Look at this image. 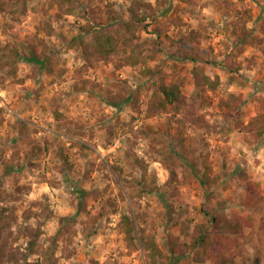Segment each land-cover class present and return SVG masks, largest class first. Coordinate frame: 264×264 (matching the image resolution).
I'll return each instance as SVG.
<instances>
[{
    "label": "rangeland",
    "instance_id": "374dc122",
    "mask_svg": "<svg viewBox=\"0 0 264 264\" xmlns=\"http://www.w3.org/2000/svg\"><path fill=\"white\" fill-rule=\"evenodd\" d=\"M0 47L45 60L0 63V264H153L141 239L221 264L190 246L203 209L244 220L227 257L264 264V0H0ZM162 77L188 104L149 116Z\"/></svg>",
    "mask_w": 264,
    "mask_h": 264
},
{
    "label": "trees",
    "instance_id": "16d2710c",
    "mask_svg": "<svg viewBox=\"0 0 264 264\" xmlns=\"http://www.w3.org/2000/svg\"><path fill=\"white\" fill-rule=\"evenodd\" d=\"M64 1V0H61ZM25 2V1H24ZM72 0H68V3ZM18 7L22 6L23 3L20 1L16 2ZM69 4L66 12L72 13L73 7ZM118 37L106 30H97L92 38V44L94 46L93 55H97L102 58H107L114 53H117L120 45ZM5 50V49H4ZM3 47H0V63L2 67L11 69L14 64L20 62H30L39 64L40 67H43L45 60L41 59L39 54L33 49L28 53H21V51L12 50L10 53L3 52ZM89 50L86 48L85 53L88 56ZM89 58V57H88ZM90 59V58H89ZM12 66V67H11ZM195 75H198L197 73ZM205 80L211 84L212 87H216V82L210 77L205 76ZM182 83L175 79H169L168 77H162L159 82V89L152 96L149 107L148 115L154 116L159 113H181L187 106V96L183 91ZM263 109L258 113L250 122V127H253L257 130L259 135L264 134V99ZM83 191H80L82 193ZM204 214L210 219L211 227L209 228L206 224H198L197 233L194 235L191 248L198 249L202 248V252L197 253V260L202 258L204 253H207L208 250L212 247L213 249L221 250L220 262L221 264H236L235 255L232 257H227L225 253L222 252V246L224 247V240L232 238V234L239 233L244 225V220L241 217L234 216L231 213H228L225 209H219L215 213L212 209H203ZM123 225L124 231L126 232L128 238L132 241L135 240V227L133 221L129 215H123ZM141 243L146 247L152 250V263L159 264L158 255L160 254L159 249L151 243L145 242L141 239ZM220 245V249L219 246ZM176 250H173L175 252ZM26 264H42L40 261L37 262H27Z\"/></svg>",
    "mask_w": 264,
    "mask_h": 264
}]
</instances>
